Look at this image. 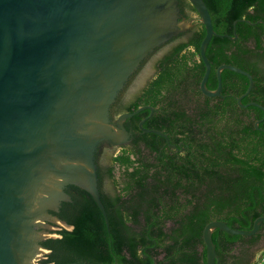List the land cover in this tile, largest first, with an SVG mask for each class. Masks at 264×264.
I'll return each instance as SVG.
<instances>
[{
  "label": "trees",
  "instance_id": "16d2710c",
  "mask_svg": "<svg viewBox=\"0 0 264 264\" xmlns=\"http://www.w3.org/2000/svg\"><path fill=\"white\" fill-rule=\"evenodd\" d=\"M197 14L186 41L170 47L156 63V74L120 112H132V139L98 171L100 198L108 224L91 195L84 210L41 244L44 263L206 264L204 226L224 220L251 229L264 215V0H204L214 30L206 56L211 64L206 86L216 89V70L236 65L253 76L221 71L220 95L200 89L205 64L200 44L206 33L190 0H179ZM190 18L189 14H185ZM243 19V20H241ZM237 35L236 38H233ZM155 128L166 138L139 127ZM129 129V127H127ZM118 171L113 172L114 166ZM218 264H252L254 247L264 237V222L253 235L212 231Z\"/></svg>",
  "mask_w": 264,
  "mask_h": 264
},
{
  "label": "water",
  "instance_id": "95a60500",
  "mask_svg": "<svg viewBox=\"0 0 264 264\" xmlns=\"http://www.w3.org/2000/svg\"><path fill=\"white\" fill-rule=\"evenodd\" d=\"M190 1L206 29L200 44L205 64L201 91L220 95L221 71L230 69L249 78L248 88L237 98L239 105L264 110L255 101L241 103L253 76L236 65H219L216 89L207 88L211 64L206 48L213 35H230L214 30L204 0ZM184 24L178 0H0V264H41L40 241L47 231L37 227L47 226L41 222L43 215L59 196L51 186L61 189L72 182L83 187L108 224L94 148L103 140L125 143L129 133L123 121L145 108L150 115L154 111L141 105L123 112L115 127L109 120L110 105L148 54L185 30ZM146 119L141 130L161 135L175 147L167 133L144 127ZM262 222L264 215L246 229L221 219L209 221L203 229L206 264H218L213 229L253 235Z\"/></svg>",
  "mask_w": 264,
  "mask_h": 264
},
{
  "label": "flooded vegetation",
  "instance_id": "af4514ba",
  "mask_svg": "<svg viewBox=\"0 0 264 264\" xmlns=\"http://www.w3.org/2000/svg\"><path fill=\"white\" fill-rule=\"evenodd\" d=\"M179 2L180 1L178 0L179 15L181 19H186L190 21V27L187 28L186 30L179 31L178 33L170 37L168 40L164 41L163 43L155 47L152 50V52H150L148 56L139 64L135 72L129 76V78L125 82L122 89H120V91L116 95L114 101L112 102L109 108V112H108L109 120L113 126L116 127L115 120L120 114L123 113L120 112L121 108L125 106L128 102H130L136 95L140 94L144 86L147 84V82H149L154 77V75L156 74L157 61L163 56V54L170 47H172L173 45L179 42L186 41L189 35L186 33L192 27H194L195 22L198 19L197 14H195L193 11H190L187 7L182 8ZM186 13L190 15V18H186L185 16ZM126 119L123 121V125L128 131L129 136L125 143L114 144L109 141L103 140L99 142L94 148L93 161L96 168L95 171L97 175V185H98L99 193H100V181L98 179V171H103L109 165H111L110 162L111 157L117 154L118 152H120V150L124 147V145L129 143L132 139V132L134 129V125L133 123L126 121ZM141 121H139L138 124L139 127ZM127 127H129V129ZM117 169L118 166L115 165L113 168V172L116 173L118 171ZM51 183L54 184V181H51ZM51 188L54 189L55 191H58L56 192V195L58 194L59 196L55 198L54 204L51 207H48L46 213L43 215V220L41 222L47 226L37 227V230L47 231L44 233V237L42 240H45L50 237L51 238L58 237L60 235L58 231L61 228L72 229L73 224H71L70 221L76 215H78L84 210V202H85L84 198L86 193H89L83 187L72 182L64 183L61 189L53 186H51ZM91 198L94 204L98 207L94 198L92 196ZM41 246L42 248H40L38 261L41 264H53L51 262L49 263L42 262V259L46 257V254L49 252V249L44 247L42 244Z\"/></svg>",
  "mask_w": 264,
  "mask_h": 264
},
{
  "label": "rangeland",
  "instance_id": "374dc122",
  "mask_svg": "<svg viewBox=\"0 0 264 264\" xmlns=\"http://www.w3.org/2000/svg\"><path fill=\"white\" fill-rule=\"evenodd\" d=\"M182 22H185L184 24V29L186 30L187 28L190 27V21L186 19H182ZM255 250V257L253 261H257L261 257H264V237L258 242V244L254 247Z\"/></svg>",
  "mask_w": 264,
  "mask_h": 264
},
{
  "label": "built area",
  "instance_id": "2783aa9c",
  "mask_svg": "<svg viewBox=\"0 0 264 264\" xmlns=\"http://www.w3.org/2000/svg\"><path fill=\"white\" fill-rule=\"evenodd\" d=\"M252 264H264V257H261L257 261H254Z\"/></svg>",
  "mask_w": 264,
  "mask_h": 264
}]
</instances>
